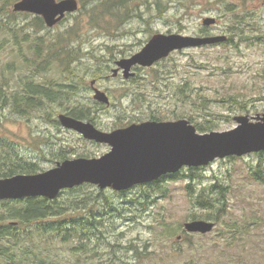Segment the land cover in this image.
<instances>
[{"label": "rangeland", "instance_id": "rangeland-1", "mask_svg": "<svg viewBox=\"0 0 264 264\" xmlns=\"http://www.w3.org/2000/svg\"><path fill=\"white\" fill-rule=\"evenodd\" d=\"M159 3L164 6L161 12L155 0H129L119 10L127 15L122 21L109 13L98 19L96 10L87 3L54 26L41 28L34 26V15H19L10 20L13 27L18 26V46H13V34L3 30L6 20L0 16V40L6 38L0 41V67L15 65L8 77L25 80L29 74L38 83L48 79L61 83L59 87H71L62 89L59 101L24 116L1 108L0 136L10 139L22 157L44 170L55 165L60 151L72 158L99 156L110 149L107 143L84 139L60 125L58 116L67 114L66 108L73 104L84 106L86 116L92 119L82 120L102 131L146 121L151 115L161 120L186 119L193 125L212 119L216 125L213 130L225 131L236 126V115L251 118L264 114V0ZM227 7L233 9L228 11ZM243 11L249 12L253 24L249 34L260 35V43L237 39L236 46L179 49L150 67L135 65L133 77L124 78L121 70L112 75L117 60L138 52L155 33L229 36L232 13ZM205 17H214L215 24L204 26ZM45 42L55 45L46 49ZM61 48L77 50L68 68L56 60L42 63L44 55ZM23 55L34 62L33 66H25ZM14 78L9 79L10 85ZM91 81L107 94L108 105L94 100ZM259 167L263 180L254 175ZM216 183L228 188L226 213L212 231L187 234L185 222L205 220L189 216L193 211L202 216L191 198L201 192L220 198L219 188L213 186ZM157 185L166 193L157 192V186L150 184L123 194L91 184L64 190L54 200L64 212L73 208L71 216L92 209L88 218L95 235L89 233L83 249L76 251L74 246H80L81 238L76 237L74 244L56 237L49 243V253L61 264H264V153L215 159L194 170V175L184 168L176 178L164 177ZM58 217L63 220L68 215ZM78 222H72L76 230Z\"/></svg>", "mask_w": 264, "mask_h": 264}, {"label": "water", "instance_id": "water-1", "mask_svg": "<svg viewBox=\"0 0 264 264\" xmlns=\"http://www.w3.org/2000/svg\"><path fill=\"white\" fill-rule=\"evenodd\" d=\"M77 9V0H18L12 5L14 12L41 16L47 27L54 26L66 13H73ZM214 23V17L202 19L205 26ZM226 39L223 34L195 36L155 33L138 52L117 60L112 75H117L121 69L122 76L127 79L134 75L131 68L135 65L149 67L172 51L212 45ZM93 98L109 104L107 94L95 87ZM58 119L62 127L76 131L85 139L107 143L110 149L96 157L66 158L36 173L0 178V200L36 196L54 199L61 190L82 183L121 191L175 173L185 166L200 167L217 158L264 152V114L251 118L236 115L233 117L237 123L235 127L204 133L197 132L186 119L146 120L111 131H102L90 121L66 114H60ZM213 227L212 221L203 219L184 223L187 232L203 234Z\"/></svg>", "mask_w": 264, "mask_h": 264}, {"label": "trees", "instance_id": "trees-1", "mask_svg": "<svg viewBox=\"0 0 264 264\" xmlns=\"http://www.w3.org/2000/svg\"><path fill=\"white\" fill-rule=\"evenodd\" d=\"M13 0H1L0 3V16L2 19L6 20L3 22V30L13 34L14 45L18 46L19 33L16 27L10 24V20H15L16 16L23 15L28 16V13H18L12 11ZM79 3V8H85L87 3H91L92 11L96 10L94 15L98 19H102V16L109 13L113 18L122 21L124 18L123 13L119 10L126 7L129 0H77ZM98 4V5H97ZM156 9L161 12L164 8L163 4L159 3V0H155ZM233 5V4H230ZM237 6V5H236ZM235 6V7H236ZM233 8L227 7L230 11ZM127 15H124L126 17ZM249 12L232 13V21L228 26L229 36L227 40L221 42V45H233L240 40L242 42H252L260 43V35H250V28L253 24L250 23ZM34 26L41 28L44 26L43 20L40 16H33ZM258 23H256V26ZM68 34V31H67ZM207 34V33H204ZM26 35V34H25ZM264 38V35L262 39ZM40 39V38H39ZM239 39V40H237ZM5 42L6 38L0 40ZM264 41V39H263ZM0 42V43H1ZM53 42V41H51ZM51 42H45L46 49L55 44ZM16 43V44H15ZM48 43V44H47ZM37 49V48H36ZM34 52L39 54L38 49ZM21 50L19 49L18 52ZM76 49L61 48L55 51L53 54L49 53L44 55L43 59L46 62H52L54 60L58 61L61 66L69 67L68 64L72 61L73 54L75 55ZM62 54V56H60ZM16 55H21L17 53ZM24 63L26 65L33 66L34 62L31 59H27L26 55ZM52 60V61H50ZM15 61V60H14ZM2 65V64H1ZM21 65V64H20ZM15 65L4 64L0 67V109L8 107L13 115L24 116L30 114L36 109H41L47 103L59 101L63 98L62 89L71 87H59L53 80L45 79L42 83L33 81L31 76L28 74L25 76V80L20 78H14V82L10 85V80L13 79L8 77L7 73L10 74L11 71H15ZM17 69H20L16 66ZM227 99H230L229 97ZM204 105V103H203ZM67 114L76 118H86L91 120V117H87L85 113V107L79 106L78 104L70 105L66 108ZM2 116L0 112V117ZM149 120H161L155 115L148 117ZM191 120V118H189ZM131 122H128V124ZM195 128L200 132L211 131L215 128V122L212 119H204L202 122H195ZM264 153V152H259ZM260 155V154H259ZM57 161L67 158V154L60 151L57 155ZM233 158V157H230ZM203 168V167H199ZM199 168H185L190 172V175H194V170ZM184 169V168H183ZM40 170L37 162L33 160H28L22 157L19 153L18 147H15L14 143L10 139H4L0 136V178L9 177L15 174H29L35 173ZM182 171V170H180ZM179 171V172H180ZM260 167L255 171V178L258 180H263L262 176L259 174ZM179 172L171 174L169 178H176ZM164 177L158 181L153 182L152 185H156L157 192L166 193L165 188H161L157 183L163 180ZM213 186L219 188L220 198L210 197L204 192L199 193L194 199L191 198V203L193 206L199 208V212L202 216L198 215L197 212H191L189 216L191 219L204 218L205 220L214 221L217 224L222 215L226 213L228 208L226 191L227 186L220 183H216ZM79 188V187H76ZM75 189V188H74ZM155 191V190H154ZM83 204L84 202H79ZM76 205V203H75ZM74 205V206H75ZM63 208L57 204V200H48L43 197H30L22 199H11V200H0V264H61L55 255L49 253L50 245L49 243L56 237L62 238L64 243L66 241H72L76 244V237L81 238L79 241V247L76 249H83L86 244L87 239L90 235H95L94 231L91 230L90 225L92 223L88 216H92V209H87L83 211L80 216H71L73 208L69 207L68 212L62 211ZM64 214L68 215V218L60 220L58 216ZM55 217H58L57 220ZM78 219L79 229L76 230L72 226V222ZM49 220L51 222H44ZM54 220V221H52ZM82 221V226L81 222ZM63 222H68L63 224ZM77 231H79L77 233ZM89 250L88 246L85 248Z\"/></svg>", "mask_w": 264, "mask_h": 264}, {"label": "flooded vegetation", "instance_id": "flooded-vegetation-1", "mask_svg": "<svg viewBox=\"0 0 264 264\" xmlns=\"http://www.w3.org/2000/svg\"><path fill=\"white\" fill-rule=\"evenodd\" d=\"M94 82V81H93Z\"/></svg>", "mask_w": 264, "mask_h": 264}]
</instances>
